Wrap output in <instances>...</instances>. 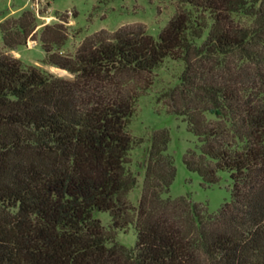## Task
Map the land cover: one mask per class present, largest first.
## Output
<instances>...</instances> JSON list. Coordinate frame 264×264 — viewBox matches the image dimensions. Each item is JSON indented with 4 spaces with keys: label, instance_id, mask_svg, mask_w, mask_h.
Here are the masks:
<instances>
[{
    "label": "trees",
    "instance_id": "trees-1",
    "mask_svg": "<svg viewBox=\"0 0 264 264\" xmlns=\"http://www.w3.org/2000/svg\"><path fill=\"white\" fill-rule=\"evenodd\" d=\"M27 10L1 24L6 50L36 34ZM62 23L41 40V71L0 51V264H264V0H178L159 38L120 29L86 38L73 56ZM182 62L163 94L198 140L184 163L205 186L232 179V200L217 214L170 196L176 178L169 134L146 150L143 193L130 154L143 143L129 126L138 77ZM109 212L111 230L95 217ZM133 225L137 242H116Z\"/></svg>",
    "mask_w": 264,
    "mask_h": 264
},
{
    "label": "rangeland",
    "instance_id": "rangeland-1",
    "mask_svg": "<svg viewBox=\"0 0 264 264\" xmlns=\"http://www.w3.org/2000/svg\"><path fill=\"white\" fill-rule=\"evenodd\" d=\"M178 0H0V51L20 60L25 66H34L55 76L72 79L66 70L48 65L41 40L46 25L62 23L68 28V39L61 51L73 56L88 37L101 34L111 38L120 29L143 30L155 39L175 12ZM33 10L37 16L36 34L15 50L4 48L1 24L8 18H19L24 11ZM184 70L182 62L167 60L152 74L138 77L136 84L146 87L137 102L136 114L129 130L143 143L130 154V170L137 175L138 185L129 192L127 199L134 207L139 205L143 193L145 169L142 164L146 150L155 131H167V153L173 156L176 178L170 189L174 199L186 197L195 204L203 205L209 214H217L225 203L232 200V179L228 172L219 173V182L205 186L201 177L190 172L184 156L189 149L199 146L197 138L189 132L182 117L174 115L163 99V94L179 83ZM95 217L106 230H111L109 212H97ZM116 242L131 249L136 246L137 234L133 225L126 231H118Z\"/></svg>",
    "mask_w": 264,
    "mask_h": 264
}]
</instances>
